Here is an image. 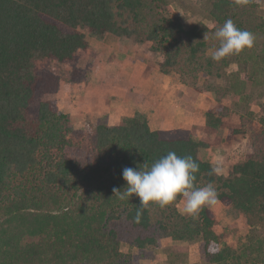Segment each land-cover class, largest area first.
I'll return each mask as SVG.
<instances>
[{
    "label": "trees",
    "instance_id": "trees-1",
    "mask_svg": "<svg viewBox=\"0 0 264 264\" xmlns=\"http://www.w3.org/2000/svg\"><path fill=\"white\" fill-rule=\"evenodd\" d=\"M199 1L212 27L200 21L185 28L167 0H0V264H134L124 244L144 252L165 238L201 240L211 264H264L260 245L227 244L209 206L193 219L180 212L178 197L165 208L152 205L134 223L139 198L113 193L126 187L125 167L151 166L174 151L199 164L196 187L213 183L218 201L252 229L264 227V116L244 105L227 139L246 136L250 151L228 174L210 175L213 165L198 156L205 141L186 128L152 130L145 113L114 125L104 117L92 134L74 128L58 107L60 78L43 63L71 64L70 81L81 83L87 72L78 52L90 48L83 29L94 37L133 36L160 54V72L178 74L193 96L215 94L205 124L220 129L233 113L225 99L240 106L250 86H264V12L259 0ZM229 18L254 35V45L216 62L211 35ZM232 64L238 70L229 71Z\"/></svg>",
    "mask_w": 264,
    "mask_h": 264
},
{
    "label": "rangeland",
    "instance_id": "rangeland-1",
    "mask_svg": "<svg viewBox=\"0 0 264 264\" xmlns=\"http://www.w3.org/2000/svg\"><path fill=\"white\" fill-rule=\"evenodd\" d=\"M167 1L170 3L173 12L182 17L185 28H190L200 21L212 27L213 21L209 18V8L199 0ZM259 1L264 12V0ZM83 32L86 34L90 48L88 51L80 50L78 52V66L87 72L86 79L81 83L70 81L71 64L56 60H43L47 68L60 78V88L56 95L58 107L70 115L74 128L89 134L94 133L97 123L104 117H108L104 108L97 111L95 105L101 107L107 104L109 106L111 96L114 94L113 92H116L114 95L119 94L122 107L118 109L114 107L116 113L111 114H119L123 119L128 117L126 114L133 113L137 105L141 108H150L151 122L159 125V129H167L166 127L186 128L191 131L196 139L205 141L208 146L199 149V158L210 162L213 166L220 167L222 173L229 172L232 165L243 159L250 151V143L246 136L238 135L228 140L227 133L230 127L238 124L244 105H248L257 118L264 116V86H250L246 90L249 99L240 102V106L229 97L225 99L224 102L231 107L233 113L226 120L224 127L211 130L205 124V114L215 100V94L205 92L193 96L180 76L171 72L166 77L170 89L166 90L165 93L161 91L164 88L149 92L147 99L154 100L153 104L151 101L144 102L141 98L135 102L132 100V94L129 93L134 81H131L132 77L129 74L120 71L125 70L122 68L130 67V65L136 68L138 61L143 60L141 57L145 61L149 59L146 62L148 63L147 69H158V63L162 56L149 51L147 43L138 42L133 36H116L107 33L102 37H94L90 35L87 29H83ZM261 50L262 45L259 48V51ZM117 53L119 56L116 59ZM236 70H238V66L232 64L229 71ZM132 71L131 74L140 70L132 69ZM158 81L160 80L158 79ZM224 83L227 84L228 82L224 81ZM100 86H102V90H98V94L94 95L93 91L99 89ZM124 93H127L125 98L123 97ZM160 97L164 98L168 105L176 107L178 111V115L172 124L164 122L163 116L158 113ZM117 117L119 116L117 115ZM184 206L185 201L183 200L178 205V209L182 213H184ZM210 207L212 216L217 220L216 230L219 233L224 232L225 240L229 246L238 250L245 245L254 243V246L260 245L264 250V227L252 229L235 208L226 206L220 201ZM251 236H253L254 241H251ZM122 251L132 252L135 255L134 264H211L206 259L201 240L188 242L165 238L159 247H149L144 252L130 248L125 244L122 246ZM247 253L253 257L257 255L251 250H248ZM255 264L259 263L256 261Z\"/></svg>",
    "mask_w": 264,
    "mask_h": 264
},
{
    "label": "clouds",
    "instance_id": "clouds-1",
    "mask_svg": "<svg viewBox=\"0 0 264 264\" xmlns=\"http://www.w3.org/2000/svg\"><path fill=\"white\" fill-rule=\"evenodd\" d=\"M240 4L241 0H234ZM206 32L204 40H208ZM218 47L213 46L210 51L211 59L219 62L229 56L239 55L245 49L254 45V35L236 26L232 19H227L223 25L217 27L211 35ZM199 164L192 156H178L169 151L149 166L146 162L138 168L125 167L122 171L123 179L127 182L123 190L113 188L114 195L120 200H126L134 195L139 198V209L133 222L140 223L143 212L152 205L165 208L173 204L177 198L185 201L183 212L195 219L205 206H214L218 203V193L213 183L203 187H196V173ZM217 176L222 169L213 166L210 172Z\"/></svg>",
    "mask_w": 264,
    "mask_h": 264
},
{
    "label": "crops",
    "instance_id": "crops-1",
    "mask_svg": "<svg viewBox=\"0 0 264 264\" xmlns=\"http://www.w3.org/2000/svg\"><path fill=\"white\" fill-rule=\"evenodd\" d=\"M118 53L116 55V59L118 57ZM141 59H143L142 61H138V66L136 68H133L132 65H130V67H127V68H122V69H125L123 71H120L121 73H125V74H129L131 78V81L133 83V86H132V89L130 90L129 93H131L132 95V100L133 101H137V99H140L143 100L144 102L145 101H151L152 102H155L154 100L150 99H147V97L149 96V92H154L155 90H159V88L163 89L161 91H165L170 89V86L167 85V78L169 74H163L160 72L159 69L157 68H154V69H147V65L149 61H145L143 57H141ZM127 60V59H126ZM122 61V60H120ZM128 61V60H127ZM132 69H138L140 71V73L138 72H135V73H132ZM129 77V78H130ZM158 79L160 81H158ZM98 90H102V86H100L99 89H95L93 91V94L96 95L98 94ZM111 90V89H110ZM113 90L115 91V89L113 88ZM114 94H116V92H113ZM208 93V92H207ZM112 95L111 96V100L109 102V106H107V104H105L104 106H96L95 105V108L97 109V111H101L102 108H104V111H106L108 113V117H106L107 119V122L109 125H114L116 124L117 122H120L122 120V116L119 115V114H111V113H116V110L114 107H116L117 109L118 108H121L122 107V102L119 101V94L117 96L115 95ZM126 94L127 93H124V98L126 97ZM152 95V94H151ZM122 96V95H121ZM215 103V100L213 101V103L208 107V109ZM153 104V103H152ZM170 104V103H169ZM136 108L134 109L133 113H128L126 115L129 116H132L135 114V112H142V113H145L148 117V120H149V125L151 127L152 130H159V125H155V123L151 122V111H150V108H144V107H140V106H135ZM154 108V107H153ZM207 109V110H208ZM158 113L161 114L163 116V121L168 123V124H172V121H175V117L178 115V111L176 109V107L172 106V105H168L166 103V100L163 98H159V104H158ZM117 115L119 117H117ZM126 115H123V116H126ZM206 115V114H205ZM113 122V123H112ZM169 126V125H168ZM167 129H175V127H166ZM179 128V127H178ZM167 129H163V130H167ZM222 174L226 175L228 174V172H223Z\"/></svg>",
    "mask_w": 264,
    "mask_h": 264
}]
</instances>
